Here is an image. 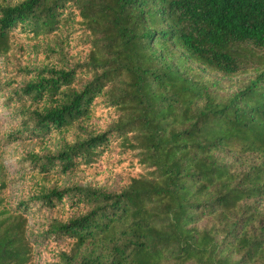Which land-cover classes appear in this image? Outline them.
I'll return each mask as SVG.
<instances>
[{"label": "trees", "instance_id": "trees-1", "mask_svg": "<svg viewBox=\"0 0 264 264\" xmlns=\"http://www.w3.org/2000/svg\"><path fill=\"white\" fill-rule=\"evenodd\" d=\"M0 59V264H264V0H0Z\"/></svg>", "mask_w": 264, "mask_h": 264}, {"label": "rangeland", "instance_id": "rangeland-1", "mask_svg": "<svg viewBox=\"0 0 264 264\" xmlns=\"http://www.w3.org/2000/svg\"><path fill=\"white\" fill-rule=\"evenodd\" d=\"M2 71L3 65L0 59V83L2 82ZM8 93V89H4L3 93L0 91V137L3 138L4 135L10 131L15 124L19 121V116L17 111L19 106L14 103H8L4 105V94ZM35 145L34 141L27 139H20L8 144H5L2 151L3 161L9 165L10 168V177L12 180L10 188V197L13 200H17L19 197H22L25 189L26 179L22 177L19 167L17 166V155L24 154L32 146ZM27 164V162L25 163ZM39 214L31 213L29 216V227L34 229L38 227L39 224ZM42 244L37 245L36 249L38 255L36 257V264H46L45 259L41 255Z\"/></svg>", "mask_w": 264, "mask_h": 264}]
</instances>
